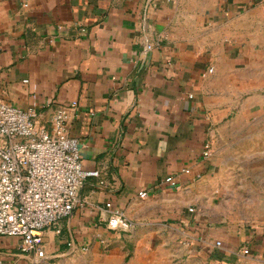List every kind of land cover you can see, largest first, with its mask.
Returning <instances> with one entry per match:
<instances>
[{
  "label": "crops",
  "instance_id": "obj_1",
  "mask_svg": "<svg viewBox=\"0 0 264 264\" xmlns=\"http://www.w3.org/2000/svg\"><path fill=\"white\" fill-rule=\"evenodd\" d=\"M0 99L46 126L75 101L99 171L42 230L51 264H264V0H0ZM19 242L0 264H29Z\"/></svg>",
  "mask_w": 264,
  "mask_h": 264
},
{
  "label": "built area",
  "instance_id": "obj_2",
  "mask_svg": "<svg viewBox=\"0 0 264 264\" xmlns=\"http://www.w3.org/2000/svg\"><path fill=\"white\" fill-rule=\"evenodd\" d=\"M75 106V101L56 105L46 126L37 121L34 107L24 109L0 99V235L19 237L29 264H51L42 247V230L69 217L84 182L99 174L82 167L78 139L68 132ZM210 151L211 143H206L202 156L207 158ZM162 181L176 186L173 176ZM138 196L145 198L147 192ZM110 206L106 203L103 210L109 230L135 227L123 211Z\"/></svg>",
  "mask_w": 264,
  "mask_h": 264
}]
</instances>
